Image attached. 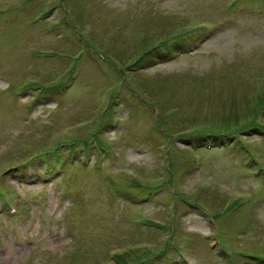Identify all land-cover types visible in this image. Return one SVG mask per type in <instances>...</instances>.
I'll list each match as a JSON object with an SVG mask.
<instances>
[{"label":"rangeland","instance_id":"obj_1","mask_svg":"<svg viewBox=\"0 0 264 264\" xmlns=\"http://www.w3.org/2000/svg\"><path fill=\"white\" fill-rule=\"evenodd\" d=\"M262 260L264 0H0V264Z\"/></svg>","mask_w":264,"mask_h":264}]
</instances>
